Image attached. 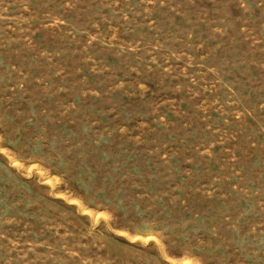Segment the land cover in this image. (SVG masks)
Masks as SVG:
<instances>
[{
    "label": "rangeland",
    "instance_id": "1",
    "mask_svg": "<svg viewBox=\"0 0 264 264\" xmlns=\"http://www.w3.org/2000/svg\"><path fill=\"white\" fill-rule=\"evenodd\" d=\"M0 264H264V0H0Z\"/></svg>",
    "mask_w": 264,
    "mask_h": 264
}]
</instances>
